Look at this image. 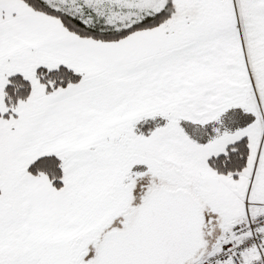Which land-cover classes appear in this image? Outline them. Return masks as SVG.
<instances>
[{
    "label": "snow or ice",
    "instance_id": "6c2138e0",
    "mask_svg": "<svg viewBox=\"0 0 264 264\" xmlns=\"http://www.w3.org/2000/svg\"><path fill=\"white\" fill-rule=\"evenodd\" d=\"M0 264H264V0H0Z\"/></svg>",
    "mask_w": 264,
    "mask_h": 264
}]
</instances>
